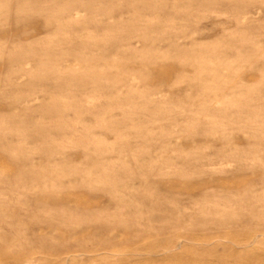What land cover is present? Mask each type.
<instances>
[{
    "label": "rangeland",
    "instance_id": "obj_1",
    "mask_svg": "<svg viewBox=\"0 0 264 264\" xmlns=\"http://www.w3.org/2000/svg\"><path fill=\"white\" fill-rule=\"evenodd\" d=\"M0 264H264V0H0Z\"/></svg>",
    "mask_w": 264,
    "mask_h": 264
}]
</instances>
